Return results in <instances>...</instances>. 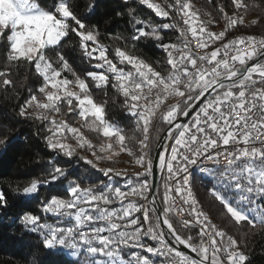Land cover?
I'll return each instance as SVG.
<instances>
[{"label": "snow or ice", "instance_id": "1", "mask_svg": "<svg viewBox=\"0 0 264 264\" xmlns=\"http://www.w3.org/2000/svg\"><path fill=\"white\" fill-rule=\"evenodd\" d=\"M140 3L154 10L157 17L170 15L150 0ZM260 3L264 5V0ZM232 4L238 10L248 9L245 0H232ZM4 5L8 15L0 23V42L6 44V61L34 66L43 80L37 91L46 96V102L41 103L37 94H30L17 115L40 121L36 135L42 136L45 148L70 162L74 149L62 142L68 133L81 148H94L79 129L67 121L50 120L45 114L59 113L67 105L68 114H78L86 123L91 120V130L114 141L121 152L145 169L143 175L159 170L165 179L162 199H158L159 190L154 191V185L142 180L139 172L132 176L126 171L100 168L97 171L105 179L97 184L82 187L76 180L69 181L63 197L52 195L39 206L42 213L58 217L57 225L65 222L68 226L41 223V216L32 211L18 217L27 230L43 237L45 251L56 256L64 250L76 257L84 254L85 264H157V259L160 264H248L243 238L228 235L208 220L193 195L191 179L196 171L207 174L212 181L207 194L222 206V214L233 226L264 228V39L236 37L195 55L187 39L178 47L164 42L158 28H135L133 41L153 40L166 54L168 71L162 75L120 47L115 48L114 58H109L108 48L99 43L98 27H89L69 0H58L47 10L39 0H4ZM168 7L177 14L195 15L184 0H175ZM220 12H224L223 7ZM260 19L264 21V15ZM241 22L236 16L228 17L226 28ZM184 23L201 49L215 45L225 35L191 27L190 19ZM159 27L167 30L175 25L163 23ZM73 34L82 54L90 63L95 60L94 68L102 71H89L81 78L62 51L56 53L59 70L46 59L47 47L59 49ZM63 72L71 73L74 80L60 78ZM9 77V71L0 70L5 88L13 84ZM88 78L97 87L110 84L123 95L125 110L135 125L131 146L124 129L109 122L104 106L94 101ZM72 87L78 91L69 90ZM33 104L38 113L26 110ZM0 133V148H7L15 137L9 136L6 128L0 127ZM112 147V143L101 145L100 151ZM93 155H97L95 151ZM85 162L95 168L91 160L85 158ZM62 178H66V169L57 163L47 179H32L22 190L14 191L32 196L41 186ZM7 206V196L0 192V208ZM196 227L198 244L193 236L184 235ZM181 248L195 253L196 258ZM30 264L38 262L33 259Z\"/></svg>", "mask_w": 264, "mask_h": 264}, {"label": "trees", "instance_id": "2", "mask_svg": "<svg viewBox=\"0 0 264 264\" xmlns=\"http://www.w3.org/2000/svg\"><path fill=\"white\" fill-rule=\"evenodd\" d=\"M55 2L58 0H39L40 6L45 10L52 7ZM150 2L159 4L168 10L170 12L169 17H157L154 10L141 4L140 0H69L76 14L86 18L85 22L89 27L93 25L98 27L99 43L108 48L109 58H114L115 48L120 47L128 54L150 64L154 70L161 72L162 75H166L168 71L166 54L156 47V42L145 39L133 41L131 39L137 27H143L149 31L152 28H158L164 42L183 47V40L177 32L176 12L168 7L170 4H174L173 0H150ZM189 2L201 11L204 22L213 26L224 27L227 36H237L240 33L264 34V21L260 19L264 15V5L260 3V0H245L248 5L247 11L236 9L232 0H189ZM93 5H95L94 9L92 8ZM221 7L224 8L223 13L220 12ZM224 13H227V16ZM241 15L247 19L242 18ZM232 16L238 17L242 22L235 27L226 28L227 18ZM254 21L256 22L254 23ZM163 23H170L175 27L162 30L159 26ZM116 37H121V39H116ZM89 43L91 45V42ZM58 51L63 52L70 66L81 78H84L89 71H102L94 68L95 60L90 63L89 58L82 54L83 50L79 47L78 38L74 37V34L73 38L64 39L59 49L55 46H49L45 49L46 59L53 62L57 70L59 67L55 61ZM6 56V44L0 42V70L9 71V78L13 80V84L7 88L0 81V127L6 128L9 136L15 137L7 148H0V192H4L8 200V206L0 208V264H30L33 259L38 264H85L86 257L84 254H80L77 258H70L66 255L65 250L59 256L47 253L41 243L43 237L27 230L18 217L24 211H32L41 216V223L55 224L58 217L40 211L39 206L42 201L52 195L63 197L66 193V186L71 180L80 182L82 187H88L105 178L102 173L97 171L100 168L89 155L87 147L81 148L78 145L69 162V158L58 156L55 152L50 153L45 148L42 136L36 135L40 121L25 120L17 115L20 105L25 103L30 94H37L39 101L44 99L45 96L37 91L43 80L35 73L34 66H30L27 62L8 63ZM114 62L117 61L114 60ZM64 76L74 80L69 72H63L60 78ZM88 83L94 101L105 108V118L124 129L129 137V146H131V143L134 142L135 133L133 129L135 125L125 110L123 95L112 88L110 84L97 87L91 78H88ZM75 89L78 91L77 88ZM26 110L31 113L40 111L34 104ZM49 113L51 112H45L46 115ZM59 115L68 124H73L76 122L75 120L80 119L78 114L67 113V105L61 107ZM48 117L50 119V116ZM82 123L90 125L92 122L88 120L86 123L83 119ZM92 127L93 125L84 130L86 140L94 142L91 138L99 141L106 139L92 131ZM153 135H156L155 130ZM0 138H3L2 133H0ZM109 143L113 144L112 148L119 150V146L114 141H109ZM85 158L91 160L95 168L86 163ZM130 159L131 157L126 152L119 150L113 158L104 162L114 166L120 162L124 164ZM49 161L54 163L50 164ZM57 163L66 169V178H62L47 187L41 186L38 193L32 196H22L14 191V189L22 190L32 179H47L51 168L57 166ZM164 183L165 179L160 176L157 185L160 192L158 199L163 197ZM193 185L197 200L209 221L228 235L243 238V250L248 257V264H264V228L259 225L255 229L233 226V223L222 214V206L218 202L213 203L208 196L207 193L212 186V181L207 175H195ZM136 201L140 203V199ZM60 225L67 226L68 224L62 222ZM198 232L199 230L194 228L185 232L184 235L193 236L195 238L194 243L198 244ZM125 258L127 259L126 255ZM157 264H160L159 259H157Z\"/></svg>", "mask_w": 264, "mask_h": 264}, {"label": "built area", "instance_id": "3", "mask_svg": "<svg viewBox=\"0 0 264 264\" xmlns=\"http://www.w3.org/2000/svg\"><path fill=\"white\" fill-rule=\"evenodd\" d=\"M173 2L175 3V0H173ZM184 2H187L190 5L189 11L190 12H194L195 15L189 17V16H184L182 13L181 14H177L176 13V16H177V32L180 35V37L182 38L183 43H184V41L186 39L189 41L190 51L193 52L195 55H203L205 52H210V51H212L214 49V47H220L223 43H227L228 41L233 40L236 37L254 36L258 40L259 39H264V34H245V33H240L237 36H227L226 29L224 27L213 26L212 24L204 22L203 19H202V16H201V11L196 6L191 4V2H189V0H184ZM187 19H190L191 21H193L191 27H196V28L203 27L207 32H211V33H214V34H219L220 32H224L225 35H224V37L221 38V40L217 41L215 43V45H211L210 44V46L208 48L201 49V48H199L197 46V40L193 39L191 37V32L189 31V25H186L184 23V21L187 20ZM90 143L93 146L96 145V143L93 142V141H90ZM124 165H127V164H123V165H119L118 164V165H114V166L109 165V166H103V167H99V168H113L116 171H126L129 175H132V176H134L135 173L139 172V173L142 174L141 175V179L142 180L143 179H147L149 181V183H151V175H147V176L143 175L145 173V169L137 166L135 164L134 160H132V168H127ZM199 174L200 175H207L206 173H200L199 171H196V172L193 173V177L195 175H199ZM193 177L191 179L192 191H193V195L197 199L196 194H195V190H194V185H193ZM120 180L123 181L122 179H120ZM123 183H124V181H123ZM129 199L136 201V200H138L140 198L139 197L129 196ZM149 199H151V197H149ZM140 203H145V201L140 199ZM198 206H199L200 210L203 211V208H202L200 203H199ZM141 217H142V213H141ZM53 225H57V223H55ZM57 226H64V225H57ZM196 228L199 230V227H196Z\"/></svg>", "mask_w": 264, "mask_h": 264}, {"label": "rangeland", "instance_id": "4", "mask_svg": "<svg viewBox=\"0 0 264 264\" xmlns=\"http://www.w3.org/2000/svg\"><path fill=\"white\" fill-rule=\"evenodd\" d=\"M8 15V10L5 8L4 5V0H0V23H3L6 19V16ZM242 18L247 19V17L242 16ZM219 26V25H216ZM50 87V86H49ZM69 90L71 91H75V87L70 88ZM41 103L46 102V96L44 97V99L40 100ZM48 116H50V120L51 119H55L57 121H65L64 119H61V116L59 115V113L52 111L51 113L47 114ZM82 118L75 120L76 122H74L73 124H69L70 127H74L80 130V133L85 136V132L84 130H86L89 126L92 125V123L90 125H85L84 123H82ZM68 138L63 140L62 142L68 143L72 146V148L74 149V151H76L77 146L79 145L77 139L72 136L71 133H68ZM91 140H94V142L96 143V145H94V148H86L89 151V155L92 157L93 161L97 164L98 167H103V166H109L110 164L105 163V160H110V158H113V156L119 152L118 149L112 148L110 151L109 150H105L103 152L100 151V147L101 145H107L109 144V140L107 139H101L100 141L95 139V138H91ZM88 141V140H87ZM98 142V143H97ZM93 151L96 152V156L93 155ZM97 157H100L99 159ZM132 158L124 163L127 165H124L127 168H132ZM104 162V163H103ZM119 165H123V162L118 163ZM119 183L122 184L123 181L119 180ZM66 251V255L70 258H77L76 256H72L69 253V250H65ZM126 259V258H125Z\"/></svg>", "mask_w": 264, "mask_h": 264}, {"label": "water", "instance_id": "5", "mask_svg": "<svg viewBox=\"0 0 264 264\" xmlns=\"http://www.w3.org/2000/svg\"><path fill=\"white\" fill-rule=\"evenodd\" d=\"M161 173L159 172V170H156L154 174L151 175V183L154 185V191L157 190V185L160 179ZM160 207H162V205H160ZM181 251H184L187 255H190L193 258H196V254L195 253H191L190 250H185L183 248H181Z\"/></svg>", "mask_w": 264, "mask_h": 264}]
</instances>
